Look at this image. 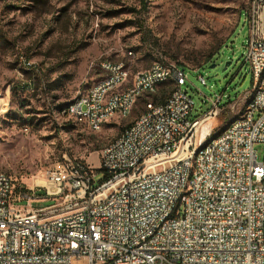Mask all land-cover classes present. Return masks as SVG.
<instances>
[{
  "label": "built area",
  "instance_id": "1",
  "mask_svg": "<svg viewBox=\"0 0 264 264\" xmlns=\"http://www.w3.org/2000/svg\"><path fill=\"white\" fill-rule=\"evenodd\" d=\"M245 22L243 62L261 94L252 113L204 156H196L197 132L219 113L223 95L208 98L210 106L191 119L184 67L159 53L151 69L127 82L120 78L125 62L103 60L102 85L78 90L74 104L65 105L81 123H108L109 113L148 96L146 87L168 84V75H176L179 91L145 101L140 126L122 129L116 147L100 151V168L66 158L29 186L4 172L0 264H264V155L258 160L254 150L264 144V0H250ZM196 78L206 84L203 75ZM26 84L30 91V78ZM175 192H183L182 201ZM44 199L52 202L33 207Z\"/></svg>",
  "mask_w": 264,
  "mask_h": 264
},
{
  "label": "rangeland",
  "instance_id": "2",
  "mask_svg": "<svg viewBox=\"0 0 264 264\" xmlns=\"http://www.w3.org/2000/svg\"><path fill=\"white\" fill-rule=\"evenodd\" d=\"M249 4L250 0H0V171L15 184L29 186L40 182L47 167L66 158H84L100 168L103 147L143 111L145 101H163L171 89L170 82L160 84L155 93L135 102L128 117L105 122L97 131L74 124L63 113L65 105L78 90L87 91L102 77L103 60L125 62L127 82L151 66L159 53L184 67L194 102L191 119L210 106L208 98L223 95L219 113L197 132L198 138L209 128L207 138L217 134L243 114L252 93L249 65L243 62ZM198 74L206 84L197 80ZM254 150L262 160L264 144L255 143ZM103 176L96 170V180Z\"/></svg>",
  "mask_w": 264,
  "mask_h": 264
},
{
  "label": "bare ground",
  "instance_id": "3",
  "mask_svg": "<svg viewBox=\"0 0 264 264\" xmlns=\"http://www.w3.org/2000/svg\"><path fill=\"white\" fill-rule=\"evenodd\" d=\"M155 61H157V60H155ZM146 69H151V66H149ZM137 72H139V71H137ZM137 72L135 74H137ZM259 75H264V61L259 66ZM128 76H129V70L127 69V67L120 70V78H128ZM168 82H170L172 86H171L169 93L165 97V99H170V98L174 97V94L177 93V91H179V83H177L176 75H168ZM101 85H102V77H100L96 82H94L91 85V89H98V87H100ZM157 89H158V86L146 87V94H153L157 91ZM87 92H89V89L83 93H80V94H87ZM259 94H261V86H259V82H257V79H253L251 97L249 98V100L246 104V107H245L243 114L240 115L239 117H236V118L232 119L231 121H229V123L226 124L217 134H215L214 136L208 137L201 145H199V138H198L197 144H196V156H204L206 149H208V147L212 143L220 140V138L223 136V134H226L227 132H229L240 121H242V119L246 115V113H252L253 106L257 103V97L259 96ZM68 104H74V98ZM133 105L134 104H126V111L117 112V113H109L108 114V121L115 119V118L123 119V118L128 117V115L130 114V112L132 110ZM63 113L66 116H68V119L71 120L72 123L78 124L80 126H84V127L88 128L92 131L99 130L102 127V125L106 122V121H99V125L98 124H92V123H81V117H73V114L69 111H65V108L63 110ZM139 126H140V117L138 115L131 123H129L123 129L124 130H135V128H137ZM121 140H122V131L115 138H113L111 141H109L103 147L102 150L112 151L116 147V144H118V142ZM3 176H4V171H0V177H3ZM182 200H183V192H175V201H182ZM169 212H176V205H169Z\"/></svg>",
  "mask_w": 264,
  "mask_h": 264
},
{
  "label": "water",
  "instance_id": "4",
  "mask_svg": "<svg viewBox=\"0 0 264 264\" xmlns=\"http://www.w3.org/2000/svg\"><path fill=\"white\" fill-rule=\"evenodd\" d=\"M226 64H228V62ZM211 66H214V64H209V67ZM210 134H211V128L206 129L203 132H201L199 136V145H201L206 140L207 136Z\"/></svg>",
  "mask_w": 264,
  "mask_h": 264
},
{
  "label": "trees",
  "instance_id": "5",
  "mask_svg": "<svg viewBox=\"0 0 264 264\" xmlns=\"http://www.w3.org/2000/svg\"><path fill=\"white\" fill-rule=\"evenodd\" d=\"M12 90V89H11ZM159 95L156 96V98H158ZM159 99V98H158ZM163 99V98H162ZM162 99L156 100V101H161Z\"/></svg>",
  "mask_w": 264,
  "mask_h": 264
},
{
  "label": "crops",
  "instance_id": "6",
  "mask_svg": "<svg viewBox=\"0 0 264 264\" xmlns=\"http://www.w3.org/2000/svg\"><path fill=\"white\" fill-rule=\"evenodd\" d=\"M245 20V19H244Z\"/></svg>",
  "mask_w": 264,
  "mask_h": 264
}]
</instances>
